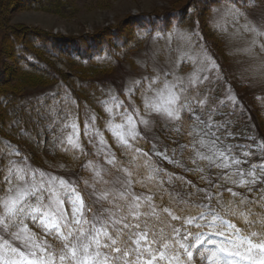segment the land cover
<instances>
[{
  "label": "snow or ice",
  "instance_id": "obj_1",
  "mask_svg": "<svg viewBox=\"0 0 264 264\" xmlns=\"http://www.w3.org/2000/svg\"><path fill=\"white\" fill-rule=\"evenodd\" d=\"M205 3L214 33L264 53L256 0ZM140 28L145 74L93 92L103 115L65 85L0 100V264H264V137L237 127L201 31ZM45 150L79 171L35 166Z\"/></svg>",
  "mask_w": 264,
  "mask_h": 264
},
{
  "label": "rangeland",
  "instance_id": "obj_2",
  "mask_svg": "<svg viewBox=\"0 0 264 264\" xmlns=\"http://www.w3.org/2000/svg\"><path fill=\"white\" fill-rule=\"evenodd\" d=\"M188 1L52 0L51 9H18L15 6L5 10V14L1 11L0 100H4L11 92V96L16 97V104H19L34 95L56 90L58 85H65L71 90H76L78 89L76 84L80 79L74 80L73 74H79L81 70L88 74L91 71L95 73L94 80L99 92L91 88L84 98L86 103L100 113L102 109L92 99L93 92L100 98H103L100 89L111 88L119 93L129 78H138L145 74L142 65L146 54L153 48V42L151 35L138 38L137 33L142 31L140 25L148 21L163 25L166 21H170L172 24H178L182 31L199 30L203 33L216 61L224 66L221 67L242 109V115L233 117V120L238 122L237 127L245 128L252 135L264 137V53L245 52L243 51L244 41L240 38L232 39L226 35L214 33L210 25L212 13L206 7L205 0H190L187 4ZM4 3V0H0V7H3ZM183 3L186 6L183 5V7ZM256 3L259 7H256L254 12L259 16L264 12V0H256ZM179 6L182 9L177 14L169 12L176 10ZM211 6L215 7V5ZM27 30L52 36L58 35L68 40L82 36L95 37L101 34L105 42L97 53L103 55L104 50L109 51L111 59H104L110 61L109 66H105L107 68L104 70L88 71L86 69L85 71L81 63L69 58H49L43 55L39 58L49 64L50 71L60 74L62 81L57 83L26 74L16 79L19 71L12 59L10 33L17 34L20 39L19 35ZM163 62L161 58L160 63ZM11 107L9 105V108ZM3 111L0 109V117H3ZM255 113L258 114L257 120L254 118ZM34 164L60 175L74 174L79 171L78 167H71L70 157L62 153L53 154L46 150L37 155ZM61 164L68 166L67 172L59 168ZM164 166L170 168V165Z\"/></svg>",
  "mask_w": 264,
  "mask_h": 264
},
{
  "label": "trees",
  "instance_id": "obj_3",
  "mask_svg": "<svg viewBox=\"0 0 264 264\" xmlns=\"http://www.w3.org/2000/svg\"><path fill=\"white\" fill-rule=\"evenodd\" d=\"M3 1V0H2ZM5 3L3 7H0V13L2 11L5 14V10H10L15 6L18 9H51L52 0H4ZM190 0L187 4H189ZM186 6L185 3L182 6ZM183 6V7H184ZM182 9L179 6L176 10H171L172 14H177L178 11ZM5 11V12H4ZM166 21V20H165ZM2 22V21H1ZM1 25V24H0ZM21 38L17 36L15 33H10V40L12 44L13 55L12 59L17 65V71L19 74L16 76V79L22 78L23 74L26 75H33L34 77L44 78L43 80L47 81H62V76L56 72H52L48 69L49 64L45 63L44 60H41L40 56H47L49 58L56 57V58H69L75 62L81 63V66H84L85 71L90 70H104L105 66H109L108 60H97L94 57L98 54L97 52L101 49L102 45L104 44L105 40L102 39L101 34L97 36H92L86 38L82 36L81 38H74V39H66L64 37L55 35H47L42 34L35 31H24L21 35ZM86 38V39H85ZM85 39V40H84ZM27 50L24 52L23 50ZM28 56L29 59L26 62L24 59H21V55ZM49 60V59H48ZM224 67L222 64H220ZM99 66V67H97ZM87 69V70H86ZM21 73V74H20ZM94 72H82L79 74H73L74 80L80 79L77 82L76 90H71L72 93L79 97L80 101L86 103L85 96L88 94L91 88H93L97 93V83L94 80L95 78ZM33 81V80H30ZM35 81V80H34ZM95 93V94H97ZM9 94V95H8ZM5 97L9 100L14 99V103L16 104V97L11 96V92L8 93ZM1 95V93H0ZM12 106V105H10ZM100 112L99 109H96ZM102 113V110L100 114ZM258 118V114L255 113V119ZM257 120V119H256ZM60 154V153H59Z\"/></svg>",
  "mask_w": 264,
  "mask_h": 264
}]
</instances>
